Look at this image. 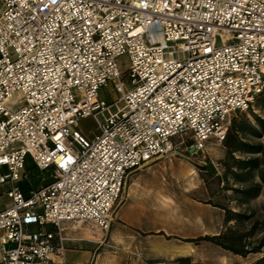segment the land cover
<instances>
[{"label": "built area", "instance_id": "1", "mask_svg": "<svg viewBox=\"0 0 264 264\" xmlns=\"http://www.w3.org/2000/svg\"><path fill=\"white\" fill-rule=\"evenodd\" d=\"M1 2L0 264H67L70 223L109 232L135 172L223 144L264 91V0ZM29 158L52 180L26 193Z\"/></svg>", "mask_w": 264, "mask_h": 264}, {"label": "rangeland", "instance_id": "2", "mask_svg": "<svg viewBox=\"0 0 264 264\" xmlns=\"http://www.w3.org/2000/svg\"><path fill=\"white\" fill-rule=\"evenodd\" d=\"M1 7L2 4L0 2V8ZM119 65L123 73L130 68L131 55L128 52L119 57ZM120 81L121 79L112 80L109 86L104 87L101 90V98L106 99L108 102H112L119 98L122 95L121 92L117 91V85ZM23 98L24 96L22 93L16 94L11 101V106H16ZM254 110L256 113L264 116V109L259 106L257 101L254 104ZM250 116L252 115L250 114ZM77 129L90 139L100 133L98 123L92 116L81 118ZM182 153L187 154L185 144H183ZM226 153L227 150L224 144L209 143L205 151L197 152L189 158L183 154H177L162 157L149 163L147 166L135 172L130 179L127 187V193L129 191V196L127 199L126 194L124 200V202L126 201V204L123 208L127 207V212L132 215H138L140 209L139 207L147 208L146 215L139 218L140 227L144 229L155 227L160 228L165 232H172L182 231L184 227L189 228L192 225L191 229L194 233H197V237L203 235L201 233L205 230H209V232L204 235L212 233L216 234L222 228V219L220 222V218L222 217L218 212L211 213L206 212L205 210H199L198 216L202 217V221H193L190 225L188 223L189 226H186L187 224L184 226L182 220H180V218L176 215L181 213V208L186 213H195V210L192 211V208L185 205V202H192L193 200L205 203L212 200L213 202L227 204L235 209H238L236 203L231 201L233 198L232 191H223L222 188L225 183H220L217 175H212L208 170L204 169L210 162H212L218 169V175L223 174L224 170L221 161L225 158ZM27 172L32 175V178L30 180H24L20 183L26 193L29 192L31 187H39L52 180V171H42L36 167L31 171L27 170ZM137 179L142 180L144 183L145 193H131L133 182ZM8 188L9 185L0 184V209L4 208L5 203L10 200L6 193ZM245 208L256 211L255 219H259L261 231L264 232V191L257 199L251 201V203ZM124 212L125 211L122 209L118 214L120 215ZM116 221L117 219L115 222ZM234 225L235 222H233L231 226ZM80 226L85 228V231H89V229L97 230L99 227L93 223H82ZM122 227L130 233L135 232L132 227ZM191 229L189 228L187 231H191ZM107 234L108 232L103 233V236H101L102 241H108ZM165 236V239L168 240L167 242L177 244L176 236L166 233ZM202 242L212 243L205 240L194 243L199 244ZM171 248L176 249L178 247L174 246ZM198 252L199 255L205 256L198 264H200V262L203 264H216L215 259L211 258V256H216L213 249L202 248ZM78 254L81 256L82 251ZM262 254H264V251ZM260 255L261 253H253L250 257H247V259H255ZM76 261L77 260L75 258L70 256L67 260V264H77ZM186 261L187 259L185 258H178L176 260L172 259L169 263L182 264Z\"/></svg>", "mask_w": 264, "mask_h": 264}, {"label": "crops", "instance_id": "3", "mask_svg": "<svg viewBox=\"0 0 264 264\" xmlns=\"http://www.w3.org/2000/svg\"><path fill=\"white\" fill-rule=\"evenodd\" d=\"M137 192H140V194L145 193L144 183L140 179L133 182L131 193L135 194ZM126 194L128 199L129 191L128 193L126 192ZM10 204L11 199L5 203L4 208L8 207ZM125 204L126 201L123 202L117 212V221H114L107 234V242L101 240V236H103L104 231L100 227H98L97 230L94 229L95 231L90 229L89 231H85V228L80 226V224L70 223L65 232L67 237V260L71 256L77 260V264H149L150 262L156 260H166L169 262L172 259L176 260L178 258H185L187 261L182 264H198L199 261L205 257L204 255H199L198 251L202 248H210L213 249L216 254V256H211L212 259H215L216 264H251L264 255L261 253V255L255 259L248 260L247 257H250L251 254L244 257L209 242L196 244L194 242L186 241L185 239L187 238H197V233H194L191 229L192 225L189 227L191 231H187L189 230L187 227H184L182 231L172 232H165L162 229L155 227H151L149 229L141 228L139 218L146 215L147 208L139 207L140 209L138 215H132L127 212V207L123 208ZM185 205L192 208V211L195 210V213H186L181 208V213L176 216L182 220L184 226L186 224V226H189L190 223L196 220L202 221V217L198 216V213L199 210H205L206 212L211 213L218 212L222 217L220 218V222L222 219V228L216 234L224 230L226 223V214L224 209L198 200L185 202ZM122 209L125 212L119 215L118 213ZM122 226L132 227L135 232L130 233ZM164 232L166 234L176 236L177 244L167 242L168 240L165 239L166 236ZM207 232H209V230H205L201 234L204 235ZM214 234L215 233H212L210 235ZM174 246H177L178 248L172 249L171 247ZM81 251L82 255L80 256L78 253ZM1 256L2 251L0 248V262ZM200 264L203 263L200 262Z\"/></svg>", "mask_w": 264, "mask_h": 264}, {"label": "trees", "instance_id": "4", "mask_svg": "<svg viewBox=\"0 0 264 264\" xmlns=\"http://www.w3.org/2000/svg\"><path fill=\"white\" fill-rule=\"evenodd\" d=\"M256 101L264 109V91L259 94ZM223 144L227 150L225 158L221 161L223 174L218 175V169L212 162L204 169L212 175H217L220 183H225L223 191H232L231 201L236 203L238 209L209 200L207 203L225 210L224 230L218 234H207L185 240L196 243L203 240L210 241L244 257L253 253H262L264 232L261 231L260 221L255 219L256 211L245 207L264 191V116L256 113L254 106L247 112L233 115ZM36 167L29 158L26 172ZM29 176L32 178L31 174ZM233 222L235 225L231 226ZM251 264H264V255Z\"/></svg>", "mask_w": 264, "mask_h": 264}]
</instances>
